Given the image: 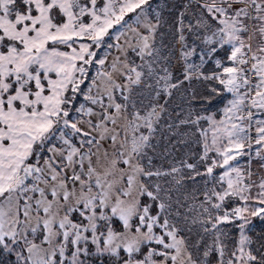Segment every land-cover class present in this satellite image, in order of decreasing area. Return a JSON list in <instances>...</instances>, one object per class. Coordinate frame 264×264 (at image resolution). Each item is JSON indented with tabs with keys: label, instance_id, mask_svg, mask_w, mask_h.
Masks as SVG:
<instances>
[{
	"label": "snow or ice",
	"instance_id": "obj_1",
	"mask_svg": "<svg viewBox=\"0 0 264 264\" xmlns=\"http://www.w3.org/2000/svg\"><path fill=\"white\" fill-rule=\"evenodd\" d=\"M0 264H264V0H0Z\"/></svg>",
	"mask_w": 264,
	"mask_h": 264
}]
</instances>
